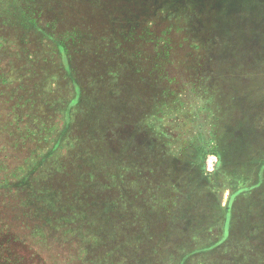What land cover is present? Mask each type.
I'll return each instance as SVG.
<instances>
[{
  "label": "trees",
  "instance_id": "1",
  "mask_svg": "<svg viewBox=\"0 0 264 264\" xmlns=\"http://www.w3.org/2000/svg\"><path fill=\"white\" fill-rule=\"evenodd\" d=\"M74 1L87 0H0L3 30H21L28 37L35 28V35L59 53L57 61L47 49L44 60L67 73L79 95L65 107L60 125L50 128L31 116L35 121L29 132L37 146L27 155L45 159L60 149V177L55 174L28 194H17L33 209L60 213V225L67 228L60 235L76 240L83 264H264V149L249 136L250 130L264 134V100L255 98L264 84L241 87L233 77L225 91L221 83L217 96L208 94L216 84L205 88L202 77L217 83L227 74L205 63L199 65L200 74L185 82L175 85L169 78L164 64L170 57L168 36L184 31L181 25L198 7L195 0H88L87 11ZM49 2L55 6L50 7L51 35L38 26ZM89 16L103 20L97 23ZM195 35L197 41L188 48L198 57L226 54L204 27ZM25 59L33 61L28 55ZM48 66L43 65L44 72ZM79 66L84 70L79 72ZM25 73L15 81L7 79L12 73L0 74V103L7 105L6 117L12 116L7 124L0 122V129L15 147L24 145L20 128L25 116L17 114L23 106L13 102ZM141 74L148 77L142 87ZM176 87L189 98L202 93L203 110L212 111V133L200 143L184 131L175 137L166 133L171 123L160 125L178 110L173 106L179 102L167 94ZM252 88L262 91L253 96ZM208 155L218 161L212 173L205 170ZM192 164L198 165L195 173ZM225 165L229 176L233 173L227 169H234L240 184L234 185L238 196L229 195L233 219L223 234L227 213L219 197L230 186L221 179Z\"/></svg>",
  "mask_w": 264,
  "mask_h": 264
},
{
  "label": "rangeland",
  "instance_id": "2",
  "mask_svg": "<svg viewBox=\"0 0 264 264\" xmlns=\"http://www.w3.org/2000/svg\"><path fill=\"white\" fill-rule=\"evenodd\" d=\"M95 2L98 3L99 0H95ZM194 2L198 7L188 19L189 26L186 23L182 24L181 27L184 31L176 34L172 31V34L168 36L171 50L169 51L170 57L165 60L164 64L169 67L168 70L166 68L170 74L169 78H174L175 85L182 81L185 82L186 77L200 74L199 65L205 63L208 67L211 64V69H220L222 75L227 74L226 76H228L219 79L220 83H216L212 77L207 75L202 77V84L205 88L212 82L216 84L214 87L208 88V94L210 92L217 96L223 86H225L223 89L225 91L227 85L225 83L233 80V77H236L237 81L239 80L241 87L252 82L264 84V0H195ZM90 3L87 0L74 1L72 4L84 8L80 11H87V6H91ZM103 3L108 4L104 1ZM108 5V8L113 6L112 4ZM47 6L49 7L44 8L49 11H45L43 23L38 26L42 27L45 33L51 35L55 32V27L51 21L54 12H50V10L55 6H50V2ZM189 13L191 14V12ZM89 18L94 19L97 23L103 20L101 16H89ZM199 27H204L208 35L225 49L224 56L209 60L205 56L198 57L194 51L192 52L188 48L195 41L197 37L195 33ZM3 28L0 21V74L12 73V75H8L7 79L15 81L16 76L26 73L23 75L22 89L16 92L13 102L16 105L20 100V105L23 106L19 108L20 111L17 114L25 116L20 128V135L24 136L22 142L24 145L19 144V147H15L13 143L10 145L11 141L8 140L6 131L0 129V264H83L80 247L76 240H72L73 238L68 236H66L67 239H64L65 235L61 236L62 231H66L67 228L60 225V213L56 215L43 207L33 209L31 203L25 204L23 198L17 194L24 190L28 194L39 185H44L53 175L60 177V172H58L60 171V149L58 154L45 159L33 155L28 157V152H32L37 146L35 139L30 136L29 130L33 127L35 120L39 124L47 123L50 128L53 125H60L65 107L71 100L79 99V95L71 87L67 73L60 69L57 70L56 64L44 60L47 49L56 54V46L42 39L41 35H35L37 33L35 28L33 29L34 34L28 37H24V33L18 32H22L21 30L6 32ZM56 36L60 43V32H57ZM144 37L147 36L144 35ZM27 55L33 61L29 59L30 62H28L25 59ZM50 58L48 55L47 59ZM55 58L59 61V53L55 55ZM83 59L85 58L81 57L75 63H81L80 61ZM43 65H49L46 72L42 69ZM80 70H84L82 66H79L78 71L80 72ZM234 70L236 71L235 76H233ZM139 77L142 80L139 85L142 87L143 79L148 77L145 74H141ZM153 77L156 79L155 76H152L151 80ZM188 83L190 85V82ZM217 84L220 85L217 86ZM180 89L176 87L167 93L173 95L179 102L173 106L178 110L173 114L174 119L162 121L160 125L166 126L167 123H171L170 128H166V133L175 137L184 131V136L188 139L199 140L200 143L212 133L213 127L210 124L211 117H213L212 111L203 110L206 101L202 93H198L197 96L192 94L189 98L188 94L184 96ZM260 92H256L255 88H252L251 94L255 96ZM255 98L264 100V91ZM214 102L218 103V98H214ZM6 107L7 105L2 101L0 103V122L5 124L12 120V116L6 117L8 113ZM79 112L80 110L77 113L74 111L71 119L79 115ZM31 116H34L35 120ZM154 124L158 129L159 124L157 122ZM25 145L27 150L24 149ZM38 149L35 153L38 152ZM7 181L10 185L3 188V184H6ZM45 193H49L46 187ZM41 209H45L44 214L38 212ZM60 227L63 230H60Z\"/></svg>",
  "mask_w": 264,
  "mask_h": 264
},
{
  "label": "crops",
  "instance_id": "3",
  "mask_svg": "<svg viewBox=\"0 0 264 264\" xmlns=\"http://www.w3.org/2000/svg\"><path fill=\"white\" fill-rule=\"evenodd\" d=\"M155 136V135H154ZM249 136H250V139H252L253 140V143L256 145V144H260L261 145V147H262V149H264V144H262L260 141H259V139L260 138H258V137H262L263 139H264V134H262V133H258V132H254V131H252V130H250L249 131ZM222 164H223V162H222ZM198 165L196 166L195 164H192V169H193V171H194V173H195V171H197L198 169ZM230 173H233V175L232 176H229L228 174H227V171H226V165L225 166H223V172L224 173H222V175H221V179H226V181H227V183H228V185H230L228 188H227V190L226 191H224L223 193H220V197H219V202H220V205H221V207L223 208V209H225L226 210V221H225V223H226V225L224 226V227H220L221 228V230H220V232H223V234L228 230V227H229V224L231 223V221H232V215H233V212L231 211V209L229 208V205H228V199H229V195H231L232 193H236V190H235V184L237 185V184H240V180H239V178H237L236 176H234V169H227ZM228 176V177H227ZM232 184V185H231ZM237 188H239V187H237ZM240 189V188H239ZM236 196H238L237 195V193L235 194ZM229 211H231V212H229ZM223 230V231H222Z\"/></svg>",
  "mask_w": 264,
  "mask_h": 264
},
{
  "label": "built area",
  "instance_id": "4",
  "mask_svg": "<svg viewBox=\"0 0 264 264\" xmlns=\"http://www.w3.org/2000/svg\"><path fill=\"white\" fill-rule=\"evenodd\" d=\"M217 158L214 155H208L205 159V170L207 173H212L217 165Z\"/></svg>",
  "mask_w": 264,
  "mask_h": 264
}]
</instances>
